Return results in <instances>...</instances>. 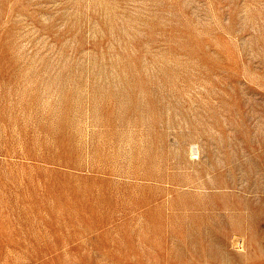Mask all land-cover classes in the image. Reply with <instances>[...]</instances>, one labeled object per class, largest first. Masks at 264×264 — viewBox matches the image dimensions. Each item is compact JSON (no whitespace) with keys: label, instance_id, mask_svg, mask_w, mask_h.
<instances>
[{"label":"rangeland","instance_id":"1","mask_svg":"<svg viewBox=\"0 0 264 264\" xmlns=\"http://www.w3.org/2000/svg\"><path fill=\"white\" fill-rule=\"evenodd\" d=\"M0 264H264V0H0Z\"/></svg>","mask_w":264,"mask_h":264},{"label":"built area","instance_id":"2","mask_svg":"<svg viewBox=\"0 0 264 264\" xmlns=\"http://www.w3.org/2000/svg\"><path fill=\"white\" fill-rule=\"evenodd\" d=\"M235 245H236V246H239V245H240V241H236V242H235Z\"/></svg>","mask_w":264,"mask_h":264}]
</instances>
